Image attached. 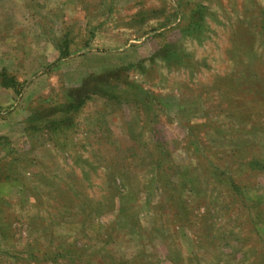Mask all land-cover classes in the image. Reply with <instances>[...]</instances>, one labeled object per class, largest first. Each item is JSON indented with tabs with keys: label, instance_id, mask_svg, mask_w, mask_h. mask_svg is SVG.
Masks as SVG:
<instances>
[{
	"label": "rangeland",
	"instance_id": "obj_1",
	"mask_svg": "<svg viewBox=\"0 0 264 264\" xmlns=\"http://www.w3.org/2000/svg\"><path fill=\"white\" fill-rule=\"evenodd\" d=\"M0 264H264V0H0Z\"/></svg>",
	"mask_w": 264,
	"mask_h": 264
},
{
	"label": "trees",
	"instance_id": "obj_2",
	"mask_svg": "<svg viewBox=\"0 0 264 264\" xmlns=\"http://www.w3.org/2000/svg\"><path fill=\"white\" fill-rule=\"evenodd\" d=\"M62 45H59L58 48H59V51H60V58L61 59H65V58H68L69 55H70V47H69V43L67 40H64L62 43ZM173 55L171 57H174V58H177V54L176 53H172ZM125 70V69H123ZM120 71V70H119ZM112 74H115V73H112ZM106 89L105 90H108V91H111V92H115L113 91L114 88L112 87V85H108V86H105ZM99 93V91H98ZM108 94H110L108 92ZM114 96H116V93H114ZM75 99V98H74ZM69 100V102L67 103V105L65 106L66 107V111H64L66 114H69L71 111H78L79 108L84 104L83 102H85V98L82 99H75V100ZM70 117H66L64 120L62 121H55V120H49V121H46V124L44 125H47L48 126V130L53 133V134H57V133H61L65 130H67L69 128V122H70Z\"/></svg>",
	"mask_w": 264,
	"mask_h": 264
}]
</instances>
